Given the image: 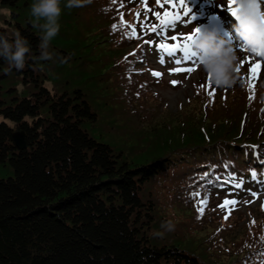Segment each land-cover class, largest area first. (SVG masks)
<instances>
[{
    "label": "trees",
    "instance_id": "trees-1",
    "mask_svg": "<svg viewBox=\"0 0 264 264\" xmlns=\"http://www.w3.org/2000/svg\"><path fill=\"white\" fill-rule=\"evenodd\" d=\"M199 1L185 0L188 17L180 10L182 20L163 34L191 35V23L213 27L217 16L208 7L197 12ZM33 3L0 0L6 12H0V36L14 43L19 35L29 48L22 70L8 71L0 58V264H261L264 223L244 221L238 239L244 222L223 225L207 207L197 219L190 195L248 200L245 188L264 182V124H257L255 111L240 133L220 131L233 121L222 109L201 128V121L183 122L177 109L154 112L156 96L142 94L149 90L143 76L149 58L170 73L183 50L168 55L144 43L158 38L140 27L156 23L141 0H92L79 8L60 0L49 60L40 59L43 33L32 26ZM148 7L161 11L156 0ZM120 12L137 39L124 35L131 28L112 30ZM249 66L239 72L245 83ZM206 79L196 80L197 94L205 92ZM253 92L261 91L254 86ZM247 112L239 110L243 120ZM106 116L111 121L100 123ZM258 126L250 140L247 128ZM15 131L22 132L21 149L12 140ZM156 177L169 183L162 202L153 193Z\"/></svg>",
    "mask_w": 264,
    "mask_h": 264
},
{
    "label": "rangeland",
    "instance_id": "rangeland-1",
    "mask_svg": "<svg viewBox=\"0 0 264 264\" xmlns=\"http://www.w3.org/2000/svg\"><path fill=\"white\" fill-rule=\"evenodd\" d=\"M256 2L260 11L264 13V0H256ZM223 5H227L225 0H210V2H208L207 4H204L203 0H201L195 6L197 7V12L205 10L208 7L210 9V12L217 16L218 21L211 23V25H213V27L215 28L212 32L215 33L218 37L222 38L226 46L230 45L233 47L234 51L242 54L241 61H244L242 68H244V65L246 63L251 64L256 62L257 60H260L262 65H264V57H261L260 55H249L246 53V49L243 47L242 41L236 38V35L232 29V25L237 23V17L232 14L230 9L220 10ZM0 12H4L6 14L5 11ZM190 28L192 30L191 33H193L194 30L199 31L200 29L198 28V24L196 23H191ZM198 63L199 54L194 50L193 47L189 49L187 55L183 51L181 54L175 56L174 60L171 61V64L175 67H193L197 69L192 73H169L168 71L162 69L161 66L156 63V60L154 58H149V63H147V68L144 71L143 75L144 80L148 81V84L146 86L147 88L145 89L149 90L143 91L142 94L147 95L149 93H154L157 99L153 98L152 102L156 101L155 106L158 107V109H155L153 107L154 112L162 113V111L166 109L170 111H175L177 109L183 115V122L190 124L191 120V122L193 121L194 123L196 122V124H198L201 121V124L199 125V128H201V126L204 127L208 125L211 119H216V113L219 109H222V111L226 114H233V121L231 124H229L232 125V127L227 124L218 126L220 131H222L223 133H226L227 127H230L228 128L229 133H240L242 129V123L245 126H250L249 123L255 121V119L251 120L252 113L250 111H255L254 114L256 115V122L259 126H262L264 124V122H262L264 120V80H262L261 82L259 81L264 73V67H262V71L258 76L259 80L256 81L257 85L252 83L253 87L258 86L260 88V93H250L248 83H245L246 87L243 88L240 86L239 82L231 89L217 88L212 85L210 80L207 78L206 80H201L204 82L203 84L206 85L205 92L197 94L194 84L197 82V79L205 76L204 71L199 69ZM152 71H158L162 73V76L160 78H156L151 75ZM172 80L179 81V84L177 86H172L170 84V81ZM208 90L214 91L215 95L210 96V100L208 102L202 103V99H199L197 97L205 96L206 94L208 95ZM250 95H253V99L257 96V101L244 100L246 96ZM219 100L224 104L221 105V102H219ZM240 109L248 110L244 120L242 119V115L239 114ZM191 115H194L196 119H194ZM201 117L203 118V120ZM105 118L106 121H102L100 123H108L111 121V118L109 116V119L107 118V116ZM237 120H241L239 121L240 127L236 123ZM102 126L108 127V125ZM259 126L256 128H247V136L250 140H256L255 134L258 132V129L260 128ZM152 181H155L156 185V190H153L154 197L157 201L162 202V187L169 185V183L159 179L158 177H156L155 180ZM236 182L237 181H235V183ZM170 184L172 185V188L175 185L172 182ZM243 193L247 195L248 200L241 199L239 201L238 199H240L241 197L235 199L238 203L234 206V209L231 211V214L229 215V218L227 220H225L224 218L226 212L217 207L225 200V197L227 195L221 194L219 196H211L210 198L207 197L208 203L206 207L207 209H209L212 216L222 221L223 225L237 227L240 223H243L247 220L255 223H264V208H262V205H264V182H258L253 186L246 187ZM252 193H256V196H253ZM180 224L183 227L189 226V224H183V222H181ZM166 225L169 230L177 231L176 225ZM246 227V222H244L243 225L239 227L240 232L237 237L238 239L245 235L243 229H246ZM263 247L264 246H260V249H262ZM261 251H263L262 253L264 254V249ZM262 258H264V255L259 258V261ZM261 264H264V260H262Z\"/></svg>",
    "mask_w": 264,
    "mask_h": 264
},
{
    "label": "clouds",
    "instance_id": "clouds-1",
    "mask_svg": "<svg viewBox=\"0 0 264 264\" xmlns=\"http://www.w3.org/2000/svg\"><path fill=\"white\" fill-rule=\"evenodd\" d=\"M92 0H67L65 7L79 8L90 4ZM237 23L232 25L236 38L242 41L249 55L264 54V13L260 11L256 0H236ZM61 14L60 0H34L31 5V16L35 23L33 27L40 30V59L52 58L47 51L50 41L59 32L58 19ZM43 20V23L40 21ZM27 40L17 35L14 43H9L0 36V58L12 68L22 70L25 67V55L29 52ZM199 54V69L217 88H233L238 82L246 84L237 71L242 54L234 51L232 46H226L222 38L211 31H196L189 42Z\"/></svg>",
    "mask_w": 264,
    "mask_h": 264
},
{
    "label": "snow or ice",
    "instance_id": "snow-or-ice-1",
    "mask_svg": "<svg viewBox=\"0 0 264 264\" xmlns=\"http://www.w3.org/2000/svg\"><path fill=\"white\" fill-rule=\"evenodd\" d=\"M115 3V0H113ZM141 2L145 5V11L149 12L151 17H153L156 20V23L149 24L145 21L140 22V27L142 30L146 29L148 32L156 36L157 40H147L145 39L144 43L148 46L154 47L157 49L160 53H166L168 55H171L174 53L177 49H182L185 54L189 52V42L191 41L192 37L194 36L195 32L198 30H194L191 35L188 36H177V35H171V36H165L164 28L168 25L176 24L177 21H181L182 17L180 15V10L183 12V17H188V14L190 12V9L188 5L186 4L185 0H156L157 7L161 9V11L157 12H151L150 8L148 7V0H141ZM236 3V0H227V5L232 12L233 15L236 14V8L234 7ZM121 8L123 7V4L120 5ZM120 15V23L119 24H113L112 30L116 31L120 28L128 27L131 28L130 32H125L124 35L129 39H137V30L135 26L127 25L124 21V14L122 12L119 13ZM137 18L139 19V13H137ZM129 55H135V53H130ZM256 55H262V54H256ZM127 59V57L125 58ZM160 63H163L164 60L161 57ZM243 61H241V65L238 66L237 71H242V65ZM262 65L260 60H257L254 63H251L248 67V88L249 92H253V84L252 80L258 78L259 74L262 71ZM197 69L193 67H175L174 69L170 70V73H192L196 71ZM151 75L160 78L162 76V73L158 71H152ZM170 84L172 86H177L179 84V81L172 80L170 81ZM209 96H214L215 92L209 90L208 91ZM253 98V95L249 96V99L251 100ZM255 147V146H252ZM207 175V173H205ZM253 176H255V173H252ZM224 183H227L225 181ZM235 188L242 187V181L236 182L234 184ZM192 197H195L197 199V219H199L207 206L208 200L207 197L201 198V194L198 191L192 192L190 194ZM253 196H256V193H252ZM238 202L236 200L232 199H225L220 205L217 207L224 210L226 212L225 220L229 218V215L231 214V211L234 209V206ZM262 208H264V205H262ZM264 255V254H262Z\"/></svg>",
    "mask_w": 264,
    "mask_h": 264
},
{
    "label": "water",
    "instance_id": "water-1",
    "mask_svg": "<svg viewBox=\"0 0 264 264\" xmlns=\"http://www.w3.org/2000/svg\"><path fill=\"white\" fill-rule=\"evenodd\" d=\"M12 140L14 142V145L18 148L21 149L25 146L24 140H23V135L21 131H15L11 135Z\"/></svg>",
    "mask_w": 264,
    "mask_h": 264
},
{
    "label": "bare ground",
    "instance_id": "bare-ground-1",
    "mask_svg": "<svg viewBox=\"0 0 264 264\" xmlns=\"http://www.w3.org/2000/svg\"><path fill=\"white\" fill-rule=\"evenodd\" d=\"M259 56V55H258ZM261 57H264V54L260 55Z\"/></svg>",
    "mask_w": 264,
    "mask_h": 264
}]
</instances>
